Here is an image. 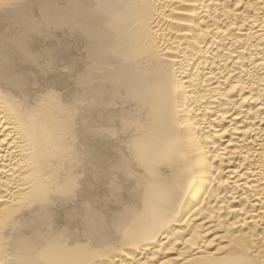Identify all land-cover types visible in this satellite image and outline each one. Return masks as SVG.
I'll return each instance as SVG.
<instances>
[{
    "label": "bare ground",
    "instance_id": "1",
    "mask_svg": "<svg viewBox=\"0 0 264 264\" xmlns=\"http://www.w3.org/2000/svg\"><path fill=\"white\" fill-rule=\"evenodd\" d=\"M0 264H264V0H0Z\"/></svg>",
    "mask_w": 264,
    "mask_h": 264
}]
</instances>
